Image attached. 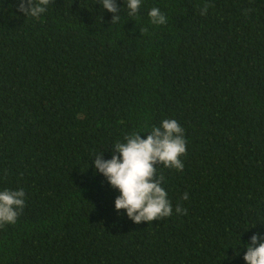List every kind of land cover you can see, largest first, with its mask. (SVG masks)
<instances>
[{
	"label": "trees",
	"instance_id": "1",
	"mask_svg": "<svg viewBox=\"0 0 264 264\" xmlns=\"http://www.w3.org/2000/svg\"><path fill=\"white\" fill-rule=\"evenodd\" d=\"M115 2L111 23L100 0L38 18L0 0V191L25 192L0 264H246L264 236V0ZM164 119L186 140L182 171L157 165L172 215L137 224L91 159Z\"/></svg>",
	"mask_w": 264,
	"mask_h": 264
},
{
	"label": "clouds",
	"instance_id": "2",
	"mask_svg": "<svg viewBox=\"0 0 264 264\" xmlns=\"http://www.w3.org/2000/svg\"><path fill=\"white\" fill-rule=\"evenodd\" d=\"M49 3L50 0H17V11L38 18L46 12ZM100 4L114 14L111 23L119 21L120 7L115 0H100ZM140 5L141 0H127L128 15H135ZM211 6L205 2L201 15H205ZM148 15L154 25L167 23L166 16L157 7L151 8ZM140 133L126 135L124 142L113 144L111 159H104L101 152L91 159L90 165L119 191L115 209L126 210L127 217L137 224L172 215V205L162 187L163 176H157V165L182 171L184 164L180 157L186 153L184 129L174 119H164L159 126H152L149 132H145L148 133L146 139L141 138ZM24 197L23 189L0 191V226L17 222L25 206ZM182 199H188L187 193ZM176 211L186 214L179 205ZM245 247L243 259L246 264H264V236L259 233L252 235Z\"/></svg>",
	"mask_w": 264,
	"mask_h": 264
}]
</instances>
